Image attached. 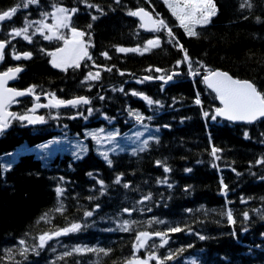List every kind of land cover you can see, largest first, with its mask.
<instances>
[{"label":"trees","instance_id":"obj_1","mask_svg":"<svg viewBox=\"0 0 264 264\" xmlns=\"http://www.w3.org/2000/svg\"><path fill=\"white\" fill-rule=\"evenodd\" d=\"M24 2L0 0V11L20 5L10 20L0 24V39L9 42L0 69L23 66L14 87L35 85L36 93L61 99L82 96L91 103L60 110L41 107L38 114L44 117L43 123L12 119L0 135V264H126L133 257L148 259L155 253L163 258L169 252L176 255L165 264H264V164L257 163L264 159V119L251 125L213 120L218 103L201 79L202 71L221 68L252 80L264 92V0H214L216 15L197 28L198 37L185 34L163 0H38L27 8ZM54 5L77 8L75 14L69 13L71 27L88 34L85 40L92 60H82L79 68L62 71L51 64L48 53L64 41L45 40L39 22L55 23ZM140 5L161 14L198 75H192L186 62L177 65L184 53L175 41L169 42L167 30L143 32L128 15ZM93 16L97 19L92 20ZM26 26L31 42L11 34ZM70 32L61 28L57 34L70 37ZM155 37L160 38V46L142 54L116 51L118 47L143 50L147 40ZM25 52L32 53L30 59H14ZM89 71H99L100 79L86 81ZM174 71L180 72L170 82L142 79L143 75L167 77ZM134 91L159 103L149 105L141 95H132ZM197 93L200 105L194 103ZM17 101L10 106L17 115L31 113L33 99ZM130 110L140 113L143 122L129 115ZM116 131L120 135L114 141L102 137L97 146L89 135ZM137 133H143L139 140ZM57 138L77 139L89 148L79 159L64 151L46 155L42 144ZM145 140L147 148L139 151ZM213 146L222 149L219 159L211 155ZM102 152L108 153L111 166ZM164 166L171 171L165 172ZM165 179L167 183H157ZM100 180L103 188L97 183ZM125 183L129 188L123 187ZM223 185H227L226 194ZM57 187L65 189L63 214L55 211ZM149 193L152 198L141 203ZM90 196L96 199L89 200ZM125 208L134 210L129 215ZM93 209L91 217L84 216ZM229 209L234 225L222 214ZM45 213L48 218L41 220ZM125 221L130 223L129 231L120 229ZM72 223L81 224V230L37 247L41 234ZM175 226L185 231L169 233L164 247H158L160 238L153 236L149 246L134 251L139 232H167ZM77 247L111 251L108 255L76 253ZM65 252L72 255L64 256Z\"/></svg>","mask_w":264,"mask_h":264},{"label":"snow or ice","instance_id":"obj_2","mask_svg":"<svg viewBox=\"0 0 264 264\" xmlns=\"http://www.w3.org/2000/svg\"><path fill=\"white\" fill-rule=\"evenodd\" d=\"M119 2V0H117ZM38 3V0H26V2L23 3V7L27 8L30 4H36ZM165 3L168 4V7L170 8L172 15L176 18L177 21H179V26L184 29V32L189 37H198L199 33L195 30L196 26H204L210 23V18L214 15H216V6L213 2V0H165ZM251 7V5H248ZM20 5H17L16 7H11L8 10H2L0 11V22H3L5 20H10L17 12ZM55 7V11L51 13L55 23L53 25L44 24L42 21L39 22L41 24V28L39 31L43 35V38L45 40H52L53 38L56 39H62L64 41V47L58 48L56 52L48 53L52 57V66L61 69L62 71H67L69 67L72 68H79L80 62L82 60H92V56L88 52V46L89 41L85 40V37L88 35L84 31H80L75 27H71V14H75L78 9L72 8L68 9L65 7ZM89 7H92V5H89ZM243 7V5H242ZM42 15H48L47 13H42ZM130 16L139 17L141 20V27L145 28L149 31H155L159 32L161 30H167V35L171 37V40L169 42L175 41L176 45L179 47L180 51L184 53L183 61H177V65H179L181 62H186L189 65V69L192 72V75H198L199 70H193L192 69V63L191 59L188 56L187 50L183 48V45L179 43V41L176 39L174 33L172 32V29L168 26V24L163 19H154L152 14L148 11H146L144 8H139L136 11H130L128 13ZM97 17L93 16L92 20H96ZM30 26V25H28ZM89 28L92 27L91 24L88 25ZM61 28H70L71 36L67 37L64 35H57V30ZM47 29L49 32H51V35H45L43 30ZM27 33V26L22 29H13V32L11 33L14 36H21L23 35V38L25 40H28L31 42V38L26 34ZM9 43L8 41H2L0 40V61L4 59V49ZM160 38L155 37L153 39H149L146 42V46L143 50H141L139 47L137 48H124V47H118L116 49L117 52L121 53H127V52H140L142 54V51H148L150 48H155L160 46ZM102 56H104L106 59H111L109 57L107 52H102ZM32 56V53L25 52L21 55H15L14 59H30ZM99 67V66H97ZM106 71H112V68H106ZM23 69L21 67L16 68H9L7 71L0 72V133H2L8 126H9V118L17 119L20 121H27L29 124H35L37 122L43 123L44 117L43 116H33V115H17L16 113H12L7 111V107L11 103L18 102L16 100L17 97L25 96V95H33L35 93V85L30 86L29 88L25 90H17L13 88L7 87V82L9 80H13L17 77V74H19ZM156 71H161L160 69H156ZM123 75V73H120ZM100 79V72L97 71L95 73L89 71L87 76L85 77V80H99ZM152 79V77H145L144 80ZM158 79L164 80L165 82L170 81L173 79L172 75H169L167 77L161 76L158 77ZM143 82V81H138ZM203 83L207 85L208 88L212 89L216 93V97L219 99L221 105L223 107L216 108L215 109V115H213L211 118L213 120L216 119V117H224L229 121H244L247 123H253L259 119H264V92H261L258 90L256 85L248 80H239L235 79L232 76H230L226 72H221L218 70H207V74L203 76ZM123 91V89H121ZM132 95H141L142 98L147 101L149 105H152L153 103H159V101H153L151 98H149L146 95H142L137 92H133ZM37 100H39V96L36 97ZM100 99H103V97H100ZM91 101L86 97H75L73 99L69 100H63L57 98L54 94H50V100L48 105H35L32 109H30V112L34 113L37 107H77L80 105H88ZM196 105H200L202 102L199 98V93H197L196 99L194 101ZM89 115L92 113V109H87ZM80 115H83L80 113ZM129 115H132L135 117L136 121L139 123L143 122L144 117L141 116L138 112H132L129 111ZM204 115L207 117L208 113L205 112ZM74 118V117H73ZM86 119V117H85ZM148 119H151V117H148ZM145 128L147 126L145 125ZM100 132H103V129L100 130ZM94 139H97V142H101V137L99 136V133H89ZM120 133L118 131L108 133L107 137L105 139L109 141H114L117 136H119ZM143 133H137L136 139L139 140L140 136H142ZM245 138H248V134L245 133ZM158 142V141H157ZM148 146L147 140L143 141V147L139 149V151H144ZM43 147L47 148L48 145H44ZM122 150V149H121ZM111 151L116 152L117 149L113 148ZM222 151V149H219L215 146L212 147L211 155L215 157L216 159H219V156H217V153ZM135 154V153H133ZM101 155L103 156L104 160L107 162L109 166L112 165V160L109 159L107 152H102ZM80 157L77 156V159ZM14 162V161H13ZM259 164H264V159H260L257 161ZM158 165L163 166V162L157 161ZM215 166V165H214ZM7 170V169H5ZM165 172H170L171 169L167 166H164ZM186 171L191 172V169H186ZM89 176H92L93 174L91 172L88 173ZM122 178L121 175H117L115 179L116 184H120ZM63 179V178H61ZM264 179V177H262ZM101 185V188L104 187V182L102 180L97 181ZM157 183H167V180L163 181H157ZM223 184V181H221ZM171 187L172 185H168ZM124 188H129V184L125 183L123 185ZM223 188L226 189L227 185H223ZM56 197L59 206L55 208V211L58 213L63 214L66 211L65 205L61 198L64 196L65 189L61 187H57L55 189ZM103 191L101 192V195H103ZM152 198L151 193L143 197V200L140 201L143 203V201L150 200ZM89 200L96 199V197H88ZM242 202H246L242 200ZM230 203V202H229ZM96 208H99V205H96ZM134 209H123L124 212H128L129 215ZM151 209H149L150 211ZM92 211H85L84 216L85 217H91L93 215ZM223 215H226L227 220L229 224H235L236 220L233 217L232 210H227L226 212L222 213ZM243 217L245 220L249 218V215L247 212L243 213ZM48 218V214L45 213L43 216L40 217L41 220H46ZM155 223H164V221L160 220H154ZM134 223V222H132ZM120 229L122 231H129L130 230V223L128 221H125L123 225L120 226ZM81 230V224L79 223H72L70 227H66L63 229H56L55 231L51 232H45L39 236V244L37 247L44 248L45 245L48 243V241L60 237L62 235H67L68 233L78 232ZM185 231L184 228H181L180 226L170 227L167 232H154L149 233L147 231H141L139 232L136 237V243L133 245L134 251H139L141 248H145L148 245V241L155 237H159L161 243L158 247H164L169 242V233H177ZM201 240L205 239L204 236L199 237ZM21 244H25L26 242L24 240L20 241ZM152 247H157L156 245H152ZM191 247V245H189ZM27 249H25L23 252H21V255H24L26 253ZM76 253H81L84 251H99L104 253L105 255H108L109 250L105 249H84V248H75L73 250ZM184 249H180L179 252H183ZM11 252V250H9ZM38 254V253H37ZM72 255V252H65L64 256H70ZM176 254L169 252V254L163 258L157 256L155 253H150L148 256V259L142 260L139 257H133V259L128 260L126 264H149V261L155 260L156 264H165V261L174 259ZM63 257H60L62 259Z\"/></svg>","mask_w":264,"mask_h":264},{"label":"rangeland","instance_id":"obj_3","mask_svg":"<svg viewBox=\"0 0 264 264\" xmlns=\"http://www.w3.org/2000/svg\"><path fill=\"white\" fill-rule=\"evenodd\" d=\"M56 52V51H55ZM77 139H52L48 142L47 145H51L50 147L46 148L44 153L46 155H53L57 152H69L73 154L76 158L77 156L81 157L87 150L88 146L84 145L82 141ZM97 151L101 152L99 148H96Z\"/></svg>","mask_w":264,"mask_h":264},{"label":"water","instance_id":"obj_4","mask_svg":"<svg viewBox=\"0 0 264 264\" xmlns=\"http://www.w3.org/2000/svg\"><path fill=\"white\" fill-rule=\"evenodd\" d=\"M218 70V69H217ZM218 71H221V70H218ZM221 72H224V71H221ZM227 73V72H226ZM229 74V73H228ZM18 75V74H17ZM230 75V74H229ZM230 76H232V75H230ZM233 77V76H232ZM234 78V77H233ZM16 79V78H15ZM15 79H13V80H9L8 82H7V84L9 83V82H11V81H14ZM17 90H24V89H17ZM212 90V89H211ZM25 96H27V95H25ZM21 97H23V96H21ZM37 96H34V98H36ZM46 97V96H45ZM17 98H20V97H17ZM47 98V97H46ZM49 100H50V98H47V101H48V103H49ZM222 107H223V105H222ZM10 112V111H9ZM234 122H239V121H234ZM244 122V121H243Z\"/></svg>","mask_w":264,"mask_h":264},{"label":"bare ground","instance_id":"obj_5","mask_svg":"<svg viewBox=\"0 0 264 264\" xmlns=\"http://www.w3.org/2000/svg\"><path fill=\"white\" fill-rule=\"evenodd\" d=\"M13 83H14L13 81L9 82V83L7 84V87H9V88H13V89H16V87L13 86ZM72 99H73V98H72ZM16 100H18V98H16ZM67 100H69V99H67ZM12 104H13V103L9 104L7 108H10V106H11Z\"/></svg>","mask_w":264,"mask_h":264}]
</instances>
